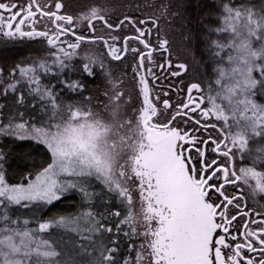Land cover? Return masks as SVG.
<instances>
[{
    "label": "snow or ice",
    "instance_id": "6c2138e0",
    "mask_svg": "<svg viewBox=\"0 0 264 264\" xmlns=\"http://www.w3.org/2000/svg\"><path fill=\"white\" fill-rule=\"evenodd\" d=\"M62 7L60 0H0V35L42 38L52 49V63L61 69L84 43L99 42L115 61L129 51L138 54L132 71L139 104L130 115L123 113L131 97L120 86L123 78L110 72L105 74L107 102L94 111L91 98L82 104L65 103L41 85L40 74L51 72L47 60L17 66L12 75L18 71L30 91L47 102L43 107L48 111L39 123L25 119L23 112L6 116L0 111V138L36 141L45 146L50 162L34 178L26 177V183L10 184L0 171V264H65L56 259L61 253L50 237L42 235L54 228L74 232L87 241L97 234H113L107 244L94 247L98 255L89 264H264V212L245 211L243 195L245 186L250 194H264V179L249 183L252 178L264 177V170L236 167L249 139L264 137V105L251 99V89L258 82L264 85V8L256 11L244 3L222 0L220 26L209 31L227 34L225 42L212 41V46L216 56L225 53L228 67L217 68L218 75L207 90L191 84L186 102L173 107L168 100L160 101L159 94L153 95L148 79H158L153 67H165L155 64L153 53L169 51L168 39L157 34L155 46L146 39V34L152 35V27H158L157 18L137 21L124 15L112 23L99 7L75 18L62 14ZM164 11L166 8L162 15ZM149 23L152 27H142ZM129 26L136 35L126 36L117 47L121 38L113 33ZM78 27L83 31L77 32ZM130 40L138 41L143 50L136 46L129 49ZM254 41H259L258 47L253 46ZM83 59L89 76L94 65L104 67L100 56ZM171 66L169 62L167 67ZM177 67L184 69L185 65ZM254 71L259 72V81L253 77ZM16 84L7 83L0 93L15 92ZM66 86L72 91L83 88L78 82ZM193 90L198 95L193 96ZM23 101V95L17 97L18 103ZM189 121L196 127L188 131L179 127ZM208 128L216 130L215 137L202 139L192 134ZM209 141L210 151L225 158L223 164L215 158L204 162ZM93 180L114 193L124 206L123 216L121 211L110 213L120 217L115 228L101 223L103 217L97 218L91 210L38 221L34 227H29V219L9 211L12 206L51 205L70 192L90 199L88 188ZM226 185L234 188L226 191ZM230 207L238 211L230 212ZM240 215L244 221L238 220ZM121 235L140 237L142 242L134 256L119 261L115 254L120 251Z\"/></svg>",
    "mask_w": 264,
    "mask_h": 264
},
{
    "label": "trees",
    "instance_id": "16d2710c",
    "mask_svg": "<svg viewBox=\"0 0 264 264\" xmlns=\"http://www.w3.org/2000/svg\"><path fill=\"white\" fill-rule=\"evenodd\" d=\"M221 2L222 0H68L66 12L76 17L79 7L83 12H87L92 7H99L108 13L112 23H117L124 15L137 21L157 18L158 27H152L150 23L142 25L145 28L152 27V35L149 37L146 34V39L153 46L156 44L157 34L162 39H168L169 51L166 53L158 51L153 60L156 65L164 64L165 67L168 62L173 65H185L188 70L180 79L182 89L185 84L191 82L204 86L203 81L207 80L209 75L212 80L216 79L218 67L223 66L225 69L228 67L225 65V53H221V57L217 58L216 49L212 46V41L225 42L227 34L209 31V29L220 26L221 22L218 17ZM234 2L238 5L248 3L247 0H234ZM165 8L166 11L162 15V9ZM259 10L260 8L257 9ZM114 35L119 36L122 42L126 36L136 35V33L129 26L121 27ZM128 44L129 47L136 46L143 50L138 41L130 40ZM253 46L258 47L259 43ZM84 49H86L84 53L66 60L65 63L68 66L62 69L52 63L54 59L52 56L45 58V55L39 54L37 50L33 55L28 51L21 52L18 56L5 54L0 62V81H3L0 83V90L7 83L17 81V84L15 92L9 90L6 95L0 93V105H3L0 111H3L6 116L18 111L23 112L25 119L36 123L35 120L38 119V115L41 114L47 102L41 101L36 94L30 91L31 86L21 79L18 71L15 75L12 73L18 65L29 66L35 61L47 60L51 72L40 74L41 85L50 88L65 103L82 104L89 102L88 98H91L90 104L94 111L100 109L99 104L102 106L104 102V93L108 89L106 72H110L113 77H122L123 84L120 86L125 89L126 95L130 94L131 97L124 111L130 115L139 104L133 80L135 73L132 71L135 66L133 58L138 54L130 52L124 60L116 62L108 57L105 58V54H100L104 67L101 68L99 64L94 65L93 74L89 76L83 69V64L87 62L83 56H98V52L89 48ZM145 63L147 65V61ZM165 67L161 69L162 72H160V67H153L152 71L160 80L156 85L162 86L161 94L164 95L167 92L172 96L180 87L178 88V83L174 78H169V74L164 72L168 71ZM253 77L259 81V72L254 71ZM70 82H78L83 88L72 91L66 86ZM20 95L24 97L22 104L17 102V97ZM251 99L264 105V85L258 82L251 89ZM0 156L4 159L2 168L5 179L10 184L26 183V177L34 178L35 174L50 162V154L45 146L32 140L4 139L0 142ZM238 160L243 161L245 167L254 166L257 172L264 170V137L254 138L253 141L249 139L242 158ZM259 179H264V177H259ZM88 191L91 194L90 199L82 197L78 192H70L66 197L51 205L38 206V212L28 211L29 209L22 210L19 206H12L9 211L16 216L29 219L31 221L29 227H34L38 221L51 220L60 216H77L86 210H91L97 214V218L103 217L101 223L115 228V221L120 217H113L110 213L121 211L123 216L124 206L114 193H109L102 184L95 180L92 181ZM260 201V211L264 212V195ZM42 235L50 237L56 250L61 253V256L56 259L63 260L65 264H89L92 258L98 255L93 251L94 247H98L101 243L107 244L109 239L113 238L112 233H101L93 236L92 241L81 240L74 232L55 228ZM119 239L120 251L115 254L119 261L130 255L134 256L142 242L140 237L128 239L121 235Z\"/></svg>",
    "mask_w": 264,
    "mask_h": 264
},
{
    "label": "flooded vegetation",
    "instance_id": "af4514ba",
    "mask_svg": "<svg viewBox=\"0 0 264 264\" xmlns=\"http://www.w3.org/2000/svg\"><path fill=\"white\" fill-rule=\"evenodd\" d=\"M49 2H52V0H49ZM60 2L63 4V7L60 10L61 13L69 15L66 12V1L65 0H60ZM36 27L40 28L41 25H36ZM77 32H80V31L77 30ZM65 38H67V37H65ZM65 38H63V39H65ZM84 44H87V43H84ZM96 45H101V44L99 42H97ZM142 47H143V45H142ZM104 49H105V51L107 53V49L105 47H104ZM129 49H131V47H129ZM36 50H37V52L39 54L40 53L44 54L45 58L50 57L49 53L52 51L51 47L49 45H47L43 41L42 38H39V37H37V38H28V37H24V38H9L7 36L0 35V62L2 61V58L4 57L5 54H12L14 56H18L19 53H21V52L24 53V52L28 51L31 55H33V54H35ZM130 52L131 51H129V53ZM129 53L124 55V58L122 60H124L129 55ZM157 54H158V51L153 53V59L156 57ZM110 59H111V57H110ZM122 60H119V61H122ZM112 61L116 62L115 60H112ZM181 76H177V77L174 78L177 81V83H178V88L179 87L180 88L178 90H175V93L172 96L169 95V94H167V95L161 94V90H163V88L161 86H158V88H157V89H159V91H156L155 88H153L152 85H155L158 81H160L159 78L156 79L153 82L151 77H148L150 87L153 88V95L159 94L160 101L168 100L173 105V107H176V105L186 102L187 89L190 87L191 84H193L195 82H191V83L185 84L183 86V88L181 89V84H180V79L182 78ZM192 95L196 96L198 94L195 92V90H193ZM168 111L171 112V109H169ZM191 115L193 117H195L197 114L196 113H191ZM177 119L178 120H183L185 118L178 117ZM203 122L211 123L212 121L211 120H205ZM173 124L175 125V122H173ZM179 127L181 129H183L184 131H188V130L192 129L193 127H196V126L194 125V123L192 121H189L186 124L183 123V122L180 123ZM192 134L197 136V137H199V138L205 139V138H208L210 136L211 137H215L216 136V130L212 129V128H208L206 132L201 130L199 132H194ZM185 147H188V145H185ZM211 147H212V145H211V142L209 141L208 145L205 147L204 162L207 163L209 160L215 158L220 164H223L224 161H225V158L222 157V156H219L217 153H214V152L210 151ZM234 151H235V149H234ZM192 154L196 155V153L194 151H193ZM241 166H243V161L237 160L236 167L239 168ZM217 175H219V173ZM216 182L220 183L221 181H216ZM225 188H226L227 191H231L234 188V186L233 185H226ZM237 194L239 195L240 193H237ZM243 195L245 197V203H246V207L244 209L245 211H249V210H252L254 212L255 211H260V208H261L260 207V204H261L260 198L261 197L257 201L252 200V194H250V189H249L248 186H245ZM231 211H238V210L232 209L230 207V212ZM260 212H262V211H260ZM238 220L239 221H244L245 217L243 215H240L238 217Z\"/></svg>",
    "mask_w": 264,
    "mask_h": 264
},
{
    "label": "rangeland",
    "instance_id": "374dc122",
    "mask_svg": "<svg viewBox=\"0 0 264 264\" xmlns=\"http://www.w3.org/2000/svg\"><path fill=\"white\" fill-rule=\"evenodd\" d=\"M248 1V3H245V4H247V5H249V6H252L256 11H257V9L258 8H264V1H261V0H247ZM66 2H68V0H66ZM242 2V1H241ZM240 2V3H241ZM66 10H67V5H66ZM77 16L78 15H80V14H83V13H85V12H83V10H82V8L81 7H79V9H77ZM76 16V17H77ZM74 18H75V16H73ZM96 24H97V26H99L100 25V21H97L96 22ZM77 30L78 31H83V29L82 28H77ZM97 34L99 35V34H101L99 31L97 32ZM114 34H116V32L115 33H113V35ZM65 39H67V38H65ZM259 43V41H254L253 42V44H258ZM116 45H117V47H120V45H121V40L120 41H117L116 42ZM102 47V48H101ZM84 48H89V49H92L93 51H96V52H98L97 53V55L98 56H100V54L102 55V54H105V58H107L108 57V59L110 58L108 55H107V53H106V51H105V49H104V47L102 46V45H96V44H81V47H80V49H78L77 50V52H78V54H81V53H84L85 52V50L86 49H84ZM84 49V50H83ZM90 51V50H89ZM217 58L218 57H221V56H216ZM111 60V59H110ZM224 61V60H223ZM169 63V62H168ZM167 63V64H168ZM171 63V62H170ZM167 64H166V67H167ZM171 67H167L168 68V71L167 70H165L164 72L166 73V74H169V78L170 77H173V78H175V77H177V76H181V75H184L186 72H187V67L185 66V68L184 69H180V68H178L177 67V65H179V64H176V65H173L172 63H171ZM225 65L226 66H228L227 65V62H225ZM165 67V68H166ZM170 69V70H169ZM160 72H162L161 71V68H160ZM172 72H179V73H181L180 75H176V76H173V75H171V73ZM207 76H208V74H207ZM211 75H209L208 76V79L207 80H204L203 82H204V86H201L202 88H204V89H206L207 90V88H208V85L213 81L211 78H209ZM153 86V88H155V90L157 89V87H158V85H152ZM162 87V86H161ZM213 87L215 88V85H213ZM156 92V91H155ZM103 104H102V106H101V104H99V107H100V109H102L103 107H104V104L107 102V97L105 96V97H103ZM124 109H125V107H124ZM124 109L122 110L123 111V113L124 114H127L125 111H124ZM47 111H48V109L47 108H43L42 109V112H41V114H39L38 115V119H36L35 120V122L36 123H39L41 120H43V119H45L46 118V114H47ZM106 115V114H105ZM7 138H10V137H2V138H0V142L1 141H3L4 139H7ZM257 138H259V137H256L255 139H257ZM12 139H15V138H12ZM17 140H19V139H17ZM254 139H252V141H253ZM36 142V141H35ZM38 143V142H37ZM4 159L0 156V171H3V168H2V161H3ZM256 179H259V178H252V180L250 181L252 184H255L256 183ZM249 182V183H250ZM264 194H260V193H256V194H252V200H254V201H257V200H259V198L260 197H262ZM261 199V198H260ZM261 202V201H260ZM46 204H42V203H34V204H32L30 207H28V208H22V210H24V209H29L28 211H37V209H39L38 208V206H45ZM14 207H17V206H14ZM20 207V206H19ZM21 208V207H20ZM38 212V211H37Z\"/></svg>",
    "mask_w": 264,
    "mask_h": 264
}]
</instances>
